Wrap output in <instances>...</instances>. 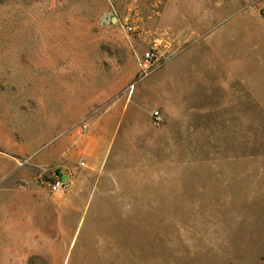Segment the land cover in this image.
Listing matches in <instances>:
<instances>
[{
	"label": "rangeland",
	"instance_id": "1",
	"mask_svg": "<svg viewBox=\"0 0 264 264\" xmlns=\"http://www.w3.org/2000/svg\"><path fill=\"white\" fill-rule=\"evenodd\" d=\"M0 264H264V0H0Z\"/></svg>",
	"mask_w": 264,
	"mask_h": 264
},
{
	"label": "built area",
	"instance_id": "2",
	"mask_svg": "<svg viewBox=\"0 0 264 264\" xmlns=\"http://www.w3.org/2000/svg\"><path fill=\"white\" fill-rule=\"evenodd\" d=\"M131 27H128V30H131ZM164 56L163 54H161L157 47L151 46L148 49H146L143 54L140 56L139 60H138V70L139 72L146 76L152 72H154L155 70L159 69L162 64L164 63ZM152 117L155 121V123H160L162 121V116L160 115V113L158 111H154L152 113ZM84 127V126H83ZM80 167H85L84 163H80ZM62 172H55L52 176V182L50 184V190L53 193H61L63 192L66 187L67 184H65L62 181Z\"/></svg>",
	"mask_w": 264,
	"mask_h": 264
},
{
	"label": "crops",
	"instance_id": "3",
	"mask_svg": "<svg viewBox=\"0 0 264 264\" xmlns=\"http://www.w3.org/2000/svg\"><path fill=\"white\" fill-rule=\"evenodd\" d=\"M32 241H34V240H32ZM38 243H39V242H38ZM38 243H37L35 246H38V245H40V243H39V244H38ZM40 246H43V245H40Z\"/></svg>",
	"mask_w": 264,
	"mask_h": 264
}]
</instances>
